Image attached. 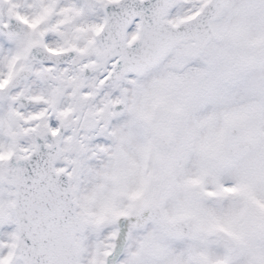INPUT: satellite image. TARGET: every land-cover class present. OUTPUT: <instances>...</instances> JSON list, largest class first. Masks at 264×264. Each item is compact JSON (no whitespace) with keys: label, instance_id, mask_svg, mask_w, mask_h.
Here are the masks:
<instances>
[{"label":"snow or ice","instance_id":"snow-or-ice-1","mask_svg":"<svg viewBox=\"0 0 264 264\" xmlns=\"http://www.w3.org/2000/svg\"><path fill=\"white\" fill-rule=\"evenodd\" d=\"M0 264H264V0H0Z\"/></svg>","mask_w":264,"mask_h":264}]
</instances>
